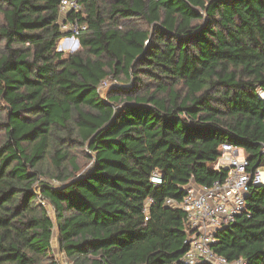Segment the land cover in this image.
Here are the masks:
<instances>
[{
  "label": "trees",
  "instance_id": "trees-1",
  "mask_svg": "<svg viewBox=\"0 0 264 264\" xmlns=\"http://www.w3.org/2000/svg\"><path fill=\"white\" fill-rule=\"evenodd\" d=\"M60 1L0 0V264H61L54 230L68 264H183L166 200L221 179L222 142L264 164V0ZM215 235V253L264 264V188Z\"/></svg>",
  "mask_w": 264,
  "mask_h": 264
},
{
  "label": "built area",
  "instance_id": "built-area-1",
  "mask_svg": "<svg viewBox=\"0 0 264 264\" xmlns=\"http://www.w3.org/2000/svg\"><path fill=\"white\" fill-rule=\"evenodd\" d=\"M79 10L77 0L60 1L61 16ZM63 29L68 30L70 36L61 38L60 42L76 43L77 36L86 29V25L75 21L64 25ZM259 95L264 98L263 92L259 91ZM261 152L264 154V144ZM212 169L222 174L221 179L214 180L208 186L190 183L181 200H166V203L181 209L186 217V236L183 241L185 251L181 261L183 264H246L242 258L227 260L215 253L212 245L216 240V232L233 223L246 211V198L250 187L255 185L264 188V164L251 169L242 148L225 141L220 144ZM150 182L161 184L162 178L157 170L151 173ZM148 202L146 200L144 205L145 220L148 218ZM61 264L68 263L64 260Z\"/></svg>",
  "mask_w": 264,
  "mask_h": 264
},
{
  "label": "rangeland",
  "instance_id": "rangeland-1",
  "mask_svg": "<svg viewBox=\"0 0 264 264\" xmlns=\"http://www.w3.org/2000/svg\"><path fill=\"white\" fill-rule=\"evenodd\" d=\"M62 38H65L62 37ZM60 40L57 42L56 44V48L55 50L56 51H61L63 53V55H67L69 53H72V52H75V51H78L80 50V45L79 44H74V43H70L69 41H66L65 44H67V47H60L61 45L59 44ZM110 82H117V80L115 79H112V78H108V80H106L105 83H103L101 85V94H104L105 91L107 90V87H109L108 85L110 84ZM127 86L128 88L131 86V83L128 82L127 83ZM74 154L77 155V161L78 163L80 164L81 166V171H83L87 166H89L90 164V159L89 157L87 156V153L84 151V149H80L78 150L77 152H75ZM54 182H57L56 180H54ZM56 239H55V230L53 232V237H52V248L55 252V255H53L55 257V259H57L58 261H64V257H62V255L58 254L57 249H56Z\"/></svg>",
  "mask_w": 264,
  "mask_h": 264
},
{
  "label": "bare ground",
  "instance_id": "bare-ground-1",
  "mask_svg": "<svg viewBox=\"0 0 264 264\" xmlns=\"http://www.w3.org/2000/svg\"><path fill=\"white\" fill-rule=\"evenodd\" d=\"M59 44L61 45L60 47H67V44H63V41L62 42H59Z\"/></svg>",
  "mask_w": 264,
  "mask_h": 264
},
{
  "label": "water",
  "instance_id": "water-1",
  "mask_svg": "<svg viewBox=\"0 0 264 264\" xmlns=\"http://www.w3.org/2000/svg\"><path fill=\"white\" fill-rule=\"evenodd\" d=\"M75 44H79V42L78 41H76V43Z\"/></svg>",
  "mask_w": 264,
  "mask_h": 264
}]
</instances>
